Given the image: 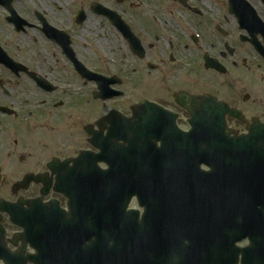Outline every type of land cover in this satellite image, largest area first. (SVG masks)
I'll use <instances>...</instances> for the list:
<instances>
[{"label":"water","instance_id":"1","mask_svg":"<svg viewBox=\"0 0 264 264\" xmlns=\"http://www.w3.org/2000/svg\"><path fill=\"white\" fill-rule=\"evenodd\" d=\"M105 10L106 13L110 12ZM47 29H50V37L56 38L68 55L76 59L68 36L61 31ZM0 61L16 72L25 69L6 54H0ZM31 76L39 85L48 83L35 74ZM111 83L115 81L102 79V91L97 97H112L115 92H106ZM179 102L192 113V129L177 148L183 153L180 159L183 166L177 168V172L159 170L154 177L157 183L183 187L174 190L175 193L179 190L186 192L177 197V202H167L169 212L161 210V213L194 217L182 222L184 238L189 240L186 248L192 256L187 264H231L238 261L240 253L243 264H264V127L253 128L249 136L231 138L225 116L233 111L227 105L211 96L192 101L182 99ZM106 118L112 121L113 128L104 144L111 142L112 138L129 143L150 140L153 125L144 122L145 119L141 118L136 125L114 111ZM119 120L124 121L121 127L115 126ZM87 130L93 134L91 126ZM166 132L167 128L162 127L157 133L161 137ZM170 141H166L167 145ZM87 157L94 165L97 159L94 157L93 162L91 156L87 155L79 158L78 166L85 168ZM202 163L210 166L211 170L202 171L196 167ZM77 167L73 171L58 173V185L55 186L56 190L70 198V215L60 211L55 203L53 206L31 203L28 213L17 211L19 208L12 205L6 207L12 221L25 228L21 235L24 242H30L37 251L36 255L25 261L31 260L36 264H132L137 232L130 217L133 212H127L126 207L134 193L148 192L149 189L144 188L143 184L153 181V173L139 169L133 173L91 170L84 174L83 169L78 170ZM33 178L34 175H27L16 188L27 187ZM35 178L39 180L40 176ZM118 185H122V188H115ZM136 186L139 190H132ZM48 188L45 187L42 193L46 194ZM118 193L122 199L121 208L100 209L102 200L119 199L116 196ZM144 197L152 200L148 195ZM82 202L92 215L115 216L117 219L102 224L78 219L77 215H88L89 212L82 210ZM245 238H249L251 244L245 248L237 247V242ZM86 240H89V244L85 243ZM21 262L24 264V260L21 259Z\"/></svg>","mask_w":264,"mask_h":264},{"label":"flooded vegetation","instance_id":"2","mask_svg":"<svg viewBox=\"0 0 264 264\" xmlns=\"http://www.w3.org/2000/svg\"><path fill=\"white\" fill-rule=\"evenodd\" d=\"M17 1L19 0H13L9 5L7 0L0 2V45L7 52L2 33L5 23L12 27L21 24L17 17L10 13L11 6L27 22V24L24 23L25 27L20 32L26 33L28 28L36 27L45 35L44 24L38 11L34 13L35 22H33L29 15L20 11L15 3ZM156 2L160 4L159 0H72V2L69 0L72 5L69 9L72 27H85L92 17L96 18V22L100 20L101 26L106 24L111 26L118 33L122 44L126 46L131 59L133 58L130 76L138 80L142 78L141 81L148 80L147 84L151 86L144 97L121 102L122 108H116V106H111V108L132 117L134 123H139L142 117L149 116L152 123L167 126V130H171L169 127L175 125L183 131H188L191 128L192 116L178 100L183 94L190 98H200L210 94L230 109L239 111L238 116L226 115V123L232 136L248 134L253 126H264V0H163L167 15L163 25L159 15L150 7ZM97 4H103L116 12L120 19L129 26L136 40L131 43L124 30L116 27L108 16L96 13L93 7ZM251 6L255 12H252ZM138 7L143 8L144 15ZM81 10L84 11L86 17L84 21L77 19V14ZM96 22H90L89 28L94 27ZM49 23L56 27L51 22ZM57 28L65 30L64 27ZM45 37L47 38V35ZM80 61L91 71L99 74L105 73L88 61L81 59ZM69 62L78 76L97 87L95 81L85 79L80 75L70 59ZM207 62H211L213 67H207ZM23 64L30 71L51 79V73L46 68L43 70L42 67ZM202 71L212 72V79H203ZM22 78L31 81L37 90H42L30 79L26 71L15 74L0 63V132L10 127L11 121L17 123V120L23 118L17 109L21 98L13 97V87H11L12 79L19 82L25 81ZM122 83L120 86L123 85ZM135 86L138 87L137 80ZM204 86L206 87L203 89ZM53 90L56 92L58 86ZM122 91L123 95L110 101L127 97V91L123 88ZM144 101H148L150 107L157 105L160 108L145 110L140 107ZM53 106L63 107L64 102L59 100L53 103ZM87 111L83 125L76 129L75 134L72 133V139L66 138L61 142L62 138H59L50 150L54 155L45 162L37 161L31 166L34 168L31 170L33 173L43 174L51 184L50 192L41 200H37L39 203L50 205V202L55 199L62 209L67 208L68 200L55 192L53 188L57 171L50 170L49 164L54 159L62 161L69 159V166H72L73 159L82 152L97 153L100 151L92 145L91 137L85 131V127L91 125L95 130H102L98 123L103 115H97L96 112H90L91 110ZM102 124L105 134L109 124L107 121ZM117 143L123 144L122 141H117ZM174 153L178 154V151ZM168 162L175 164L177 160L173 159ZM98 164L102 169L108 167L104 161ZM8 168L9 165H6V170ZM3 172L4 167L0 166V180ZM43 186L41 182L35 181L24 190L28 192V195L23 196L22 194L14 200L9 197L5 198L3 195H0V198L13 203L21 200L27 209L28 203L34 201L32 199L40 194ZM10 188L7 190L8 196H10ZM130 207L140 212L143 211L136 199ZM143 218L142 214L137 216L138 221H142ZM165 219L166 217L162 215L149 217L153 223ZM0 225L3 228L0 237V254H4L7 250L20 256L23 240L19 234L22 229L14 225L10 221L9 214L1 209ZM161 229L160 225H148L147 239L151 245L150 252L158 254L157 259L165 264V258L159 255L169 252V248L167 247L168 241L165 239L167 236L165 225ZM28 252H33L29 245L25 247L22 255L26 257ZM0 264H7V262L0 258Z\"/></svg>","mask_w":264,"mask_h":264},{"label":"rangeland","instance_id":"3","mask_svg":"<svg viewBox=\"0 0 264 264\" xmlns=\"http://www.w3.org/2000/svg\"><path fill=\"white\" fill-rule=\"evenodd\" d=\"M159 2L160 4L156 2L150 7L159 15L163 25L167 16L166 9L163 0ZM15 3L33 22L35 11H39L56 27H64L72 36L71 45L77 57L101 68L106 75H118L123 81V85L118 88L125 89L127 97L112 101L94 98L93 91H96L97 87L75 73L56 42L48 40L36 27L28 28L26 33H22L16 32L12 26L5 23L2 33L10 56L17 61L32 64L33 67L46 68L51 73V82L58 86L56 92L47 93L37 90L34 84L25 78H22L25 81L20 82L11 80L13 97L21 98L17 109L23 118L22 121L17 120V123L11 121L10 127L0 132V166L4 167L0 180V195L12 200L22 194L28 195L24 190L12 194L13 184L22 179L26 170H34L31 166L37 161L45 162L52 157L54 153L50 150L59 138H62L61 142L66 138L72 139L76 129L83 125L87 110L104 115L111 106L122 108L121 102L134 100L136 97L142 98L151 89L147 84L148 80L141 81L142 78L138 80L130 76L133 58L131 59L126 46L111 26H101V21L96 22V18L92 17L85 27H72L69 14L72 5L69 0H19ZM138 8L143 12L142 7ZM90 22H96L94 27L89 28ZM153 28L157 29L156 26ZM201 74L205 80H210L213 76L210 71H202ZM59 100L64 102V106H53V103ZM6 165H9L7 170Z\"/></svg>","mask_w":264,"mask_h":264}]
</instances>
